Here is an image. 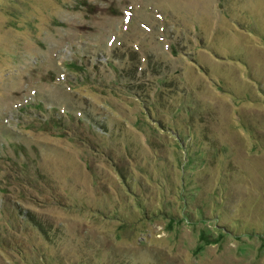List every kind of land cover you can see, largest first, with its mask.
Masks as SVG:
<instances>
[{
  "label": "rangeland",
  "instance_id": "374dc122",
  "mask_svg": "<svg viewBox=\"0 0 264 264\" xmlns=\"http://www.w3.org/2000/svg\"><path fill=\"white\" fill-rule=\"evenodd\" d=\"M0 264H264V0H0Z\"/></svg>",
  "mask_w": 264,
  "mask_h": 264
},
{
  "label": "trees",
  "instance_id": "16d2710c",
  "mask_svg": "<svg viewBox=\"0 0 264 264\" xmlns=\"http://www.w3.org/2000/svg\"><path fill=\"white\" fill-rule=\"evenodd\" d=\"M76 66V63L74 64ZM89 117H91V120H94L92 115H89ZM95 121V120H94ZM95 124L98 125V126H101L102 128L103 125H100L98 122L95 121ZM177 141L178 143L180 144V146H183V143L185 141V139L180 135L178 134L177 135ZM193 157L191 156L190 152L188 150L184 151V155L181 157V167H182V174H183V182L185 183V177H188L186 175L187 173V168H188V164L192 165L193 164ZM202 213V211H201ZM203 214V213H202ZM21 218H24V219H29L32 223L35 224L36 228L40 231L43 230L44 232V236L47 238V236H49L48 234V229L46 228L45 224L43 226V224H40L36 218V215L34 213H27V212H22V214L20 215ZM50 240H51V237L49 236L48 237Z\"/></svg>",
  "mask_w": 264,
  "mask_h": 264
}]
</instances>
